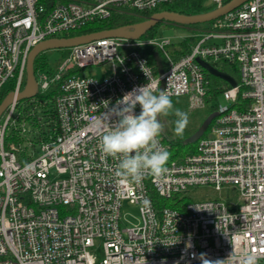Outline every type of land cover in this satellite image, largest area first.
I'll return each mask as SVG.
<instances>
[{"label":"built area","instance_id":"1","mask_svg":"<svg viewBox=\"0 0 264 264\" xmlns=\"http://www.w3.org/2000/svg\"><path fill=\"white\" fill-rule=\"evenodd\" d=\"M177 1L49 0L47 7L42 0H0V97L14 94L0 117V264H202L201 254L227 259L233 245L232 264L247 253L264 264V0H247L208 22L185 39H194L185 54L180 46L170 50L169 38L153 37L70 47L53 72L36 75L38 93L57 92L54 134L35 145L29 125L18 124L17 96L35 46L116 14L149 13ZM230 1L210 0L209 6ZM144 49L155 53L153 60ZM199 59L236 65L240 76L221 94L225 104L218 103L210 137L168 161L160 177L118 182L119 158L98 146L115 122L117 101L150 81L157 94L167 90L190 107L204 106L209 80ZM106 63L112 72L104 78L79 75ZM140 112L137 105L134 114ZM16 130L23 141L8 142ZM206 185L218 191L234 186L240 202L183 198ZM157 198L184 202L158 208ZM125 200L139 207L138 223L130 227L122 223Z\"/></svg>","mask_w":264,"mask_h":264},{"label":"trees","instance_id":"2","mask_svg":"<svg viewBox=\"0 0 264 264\" xmlns=\"http://www.w3.org/2000/svg\"><path fill=\"white\" fill-rule=\"evenodd\" d=\"M42 2H45L47 7H49L51 4L49 3V0H42ZM206 2L207 0H180L174 3L166 4L149 13L125 12L123 14H116L112 18L90 23L82 29L68 33L62 37H74L83 34L110 30L121 26L137 24L146 21L154 13L161 11H171L182 15L203 14L214 9V7L207 5ZM158 25L147 31L141 38L146 39L154 37L153 35H155V32L159 27ZM193 41L194 39H191L188 42L182 44L181 54H185L189 51V45H191ZM143 51L149 54L152 60L154 59V52H151L148 49H144ZM40 60L41 56L39 55L35 60L36 75L41 68H45L39 63ZM212 65L218 70L233 77L237 82L240 81V76L236 65H232L227 62H218L213 63ZM46 70L51 73L54 71V67H47ZM205 74L209 80L208 92L205 97L207 109L203 112L193 111L190 114L188 113L189 123L182 136H177L175 134L174 129L176 117L173 113H170L167 116L161 115L158 117V120L163 127V131L161 132L160 136L168 146L167 151L170 153L169 161L181 159L185 155L194 152L197 142L195 144H184V141L198 130L200 125L209 115L216 112L223 90L230 87L228 82L209 74L207 71H205ZM56 94L57 92L55 89H51L46 93L39 92L35 97L28 99L31 102L32 108H26L24 112H19L20 117L18 120H21L22 122H25L29 125L32 130V139L35 145L36 143L39 144L40 142L47 140L49 135L54 134L56 130V125L58 123L54 105ZM7 95L8 93L1 95L0 104ZM171 99L174 109H180L186 112V110H183L188 106V102L185 98ZM203 137H207V134H205ZM11 140H15L17 143L23 141L19 138L17 130L16 132H13V135L7 139L8 142ZM155 202L158 208L163 206L181 207V204L184 202V200L178 201V198H173L172 200H162L157 198Z\"/></svg>","mask_w":264,"mask_h":264},{"label":"clouds","instance_id":"3","mask_svg":"<svg viewBox=\"0 0 264 264\" xmlns=\"http://www.w3.org/2000/svg\"><path fill=\"white\" fill-rule=\"evenodd\" d=\"M145 61H140L144 72ZM139 105L141 112L134 114L135 107ZM173 113L175 120V134L182 136L188 123V113L174 109L172 99L167 90L154 91V85L149 81L146 85L138 86L117 101L112 109L115 122L110 131L102 135L99 148L105 155L118 157L116 176L118 182L127 180L139 182L145 174L160 177L167 172V163L170 153L160 145L159 136L163 131L158 120L161 115ZM235 257L233 252L227 259L209 261L204 254L200 259L202 264H232ZM257 256L247 253L239 258L238 264H256Z\"/></svg>","mask_w":264,"mask_h":264},{"label":"water","instance_id":"4","mask_svg":"<svg viewBox=\"0 0 264 264\" xmlns=\"http://www.w3.org/2000/svg\"><path fill=\"white\" fill-rule=\"evenodd\" d=\"M246 1L247 0H232L222 7L198 15H182L171 11H161L154 13L146 21L137 24L121 26L110 30L83 34L74 37L54 38L43 41L37 46H35L30 52L27 64V76L25 87L18 94L17 99L19 101L31 99L38 94V83L35 74V60L43 52H46L51 49L70 48L73 46L87 44L95 40L109 37H120L127 38L130 40H138L147 31L151 30L153 27L163 22H170L181 25L208 23L224 16L225 14L237 8ZM198 62L209 74L228 82L232 87H235L237 85V81L233 77L218 70L210 63L205 62L201 59H199ZM158 66L159 71L162 72V64L160 60H158ZM13 99L14 94L9 93L3 100V102L0 104V117L5 112L7 107L13 102ZM217 115V112H214L209 115L200 125L198 130L184 141V144H193L196 143L199 139H201V137L206 134L212 121L217 117Z\"/></svg>","mask_w":264,"mask_h":264},{"label":"rangeland","instance_id":"5","mask_svg":"<svg viewBox=\"0 0 264 264\" xmlns=\"http://www.w3.org/2000/svg\"><path fill=\"white\" fill-rule=\"evenodd\" d=\"M206 4L210 5V0H207ZM155 35H153V38H169L172 42V46L170 47V50L173 49L176 46L182 47V44L185 42L186 38H190L192 36L199 35L200 29H205L209 26V23H201V24H193V25H181V24H175L170 22H163L158 25ZM69 48H61V49H51L46 52H43L40 54L41 60L40 64L45 67L41 68L42 70H46L47 67H55L57 63L65 57L69 50ZM112 72V65L110 63L102 64V65H92L90 67H87L86 69L80 71L79 75L84 77H96V78H104L108 75H110ZM10 82H8L5 86V88H10ZM185 100V99H183ZM221 103L225 104L224 99L220 98ZM26 108H32L31 102L26 100H21L18 102V108L17 113L24 112ZM207 109V103L205 100V105L200 107H190L188 104L186 109L187 113H191L193 111H199L203 112ZM5 113L3 114L1 118L4 120ZM21 120H18V124L20 125L22 123ZM10 131V130H9ZM207 137L211 135L210 130L206 132ZM205 136V135H204ZM191 144V143H190ZM195 144V143H193ZM30 151V149H29ZM27 150L26 153H29ZM183 198L186 201H195V202H201V201H207V200H218L223 202H229L231 204L240 202V192L235 189L234 186H225L221 191H218L215 189L212 185H206V186H197L190 188L188 191H186L183 194ZM122 223L126 227H130L133 223L137 224L139 219V207L138 205L134 204L130 200H125L122 203ZM98 247L100 246V242L97 243Z\"/></svg>","mask_w":264,"mask_h":264},{"label":"snow or ice","instance_id":"6","mask_svg":"<svg viewBox=\"0 0 264 264\" xmlns=\"http://www.w3.org/2000/svg\"><path fill=\"white\" fill-rule=\"evenodd\" d=\"M262 251H264V249H262Z\"/></svg>","mask_w":264,"mask_h":264},{"label":"bare ground","instance_id":"7","mask_svg":"<svg viewBox=\"0 0 264 264\" xmlns=\"http://www.w3.org/2000/svg\"><path fill=\"white\" fill-rule=\"evenodd\" d=\"M176 98V97H175Z\"/></svg>","mask_w":264,"mask_h":264}]
</instances>
